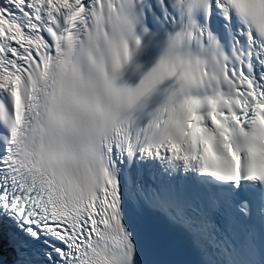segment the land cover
<instances>
[{
	"label": "snow or ice",
	"instance_id": "snow-or-ice-1",
	"mask_svg": "<svg viewBox=\"0 0 264 264\" xmlns=\"http://www.w3.org/2000/svg\"><path fill=\"white\" fill-rule=\"evenodd\" d=\"M0 264H264V0H0Z\"/></svg>",
	"mask_w": 264,
	"mask_h": 264
}]
</instances>
